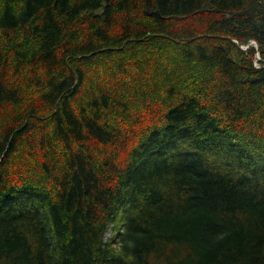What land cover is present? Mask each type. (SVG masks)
<instances>
[{
  "label": "trees",
  "instance_id": "trees-1",
  "mask_svg": "<svg viewBox=\"0 0 264 264\" xmlns=\"http://www.w3.org/2000/svg\"><path fill=\"white\" fill-rule=\"evenodd\" d=\"M0 264H264V0H0Z\"/></svg>",
  "mask_w": 264,
  "mask_h": 264
},
{
  "label": "rangeland",
  "instance_id": "rangeland-1",
  "mask_svg": "<svg viewBox=\"0 0 264 264\" xmlns=\"http://www.w3.org/2000/svg\"><path fill=\"white\" fill-rule=\"evenodd\" d=\"M214 20V19H213ZM212 21V20H211ZM227 27H219V28H217L213 33V35H215V36H218V33H219V35H224L225 37H226V35H227V29H226ZM232 41H234V42H237V40L235 39V38H232L231 39ZM237 43H239V42H237ZM248 46H252V47H254V49H255V53H254V56H255V58H254V65L256 66V67H258L259 65H260V62H259V57H260V54H259V52H258V50H257V48H258V45H257V43H256V41L254 40V39H249L246 43H244V44H240L239 43V47L240 48H243V49H246ZM145 69L146 70H150V64H148L147 63V65L145 66ZM152 72V71H151ZM182 81V80H181ZM184 83H186V84H191L192 82H191V80H186V81H183L182 82V85L184 84Z\"/></svg>",
  "mask_w": 264,
  "mask_h": 264
}]
</instances>
